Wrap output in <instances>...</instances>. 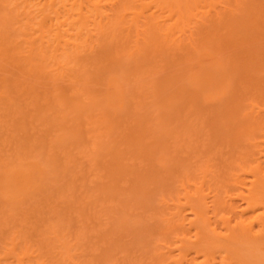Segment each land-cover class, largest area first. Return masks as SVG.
Wrapping results in <instances>:
<instances>
[{"label": "rangeland", "instance_id": "1", "mask_svg": "<svg viewBox=\"0 0 264 264\" xmlns=\"http://www.w3.org/2000/svg\"><path fill=\"white\" fill-rule=\"evenodd\" d=\"M14 1L15 0H13L10 4L12 5ZM0 2V185L2 186V188H0V264H21V261H23L22 264H66L67 262L63 259L64 257L68 258L69 256L67 255L68 257H66L63 254H65V250L67 248L68 251L66 250V252L71 253L69 255L73 254L72 256L74 258L75 256H79L76 257L75 260L73 259L74 261L79 260V263H77L78 261H76L75 264H82L83 261L85 264H152V260L150 261V259L153 257L151 255H153V253L155 252L153 250L155 249L154 246L156 245L154 244V241L156 243L158 242V244H161L162 246V241H160V239L164 240L163 237H165L166 234V231H164L163 229L165 228L163 227L165 225V222L163 221V216L168 217L169 215H171V210L169 211V209H165V205L167 208L168 203L162 205L159 199H167L171 191L173 193L175 190H177L175 188L179 185L178 177H180L177 174H179L180 170L183 167L181 166L178 167V169L176 168L178 170L176 171L173 166L177 165L178 162L181 161L180 159H182V161H185V159H187V162L181 161L182 163L179 164H188V161H192V159L188 160L189 157L192 156V163H195V165L192 164V166L193 169H195L196 167L194 168V166L197 165V160H199V158L204 159V157L202 158V155L199 154L200 152H202V150H204L202 140H200L202 142L201 145L199 143V140H197L199 142L193 141L194 138H196V131H198L197 134H199L204 139V141H214L215 143V135H217V133L213 134L214 131H212L211 129L210 131L208 130L209 126H207V122L208 116L211 114V112H209L207 108L210 107L209 109L212 110L213 108L216 111H219L220 109L221 113L218 112V117H216L218 119L222 118V124H224L225 120H227L226 117L228 113L227 115H225L226 112H229L227 110H229L230 108L232 109V107L236 104H240V106L248 104V106L246 107L245 105L244 108L243 106H237L240 107V109L237 108V110H239L237 111V113H239L240 110L243 108L244 111L251 112L249 114L247 113L248 115L253 114V116H249L251 118H253L255 114L260 113L261 111L264 113V109L262 108V110L259 108L260 106L262 107V104L264 107V103H261V101L264 102V90L260 91L261 88L264 89V73H262L264 72V70H262L261 72V77H263V81L258 77V72L261 71L259 66H253L254 68L251 70L248 69L247 73L249 72L250 77H248L249 75H247V78L244 81V79H242L244 78V76L242 77L240 75V71L236 72L237 69H234L236 74L233 73V65H230L229 62H227L223 58H220V68L213 65L207 66V70L209 72L208 74H210L209 76L211 77L209 85L207 84L206 86H204V88L202 87V90H199V88L196 90L191 86V82L189 83L191 79H189L186 74L187 72H189V70L186 72V70L188 69H186L187 66L183 69L185 70L183 71V75L181 74L183 65L186 64L182 63L181 66L180 63V67L182 68L178 67V75L180 72L181 73L180 77L177 78L181 79L183 76L186 80L189 79V81H185V79L182 78L183 80H179L180 83H178L177 79L176 81L178 84H176V87L179 85L177 91H179L180 89L185 90L188 88L191 91L192 89L196 90L191 92V94H194L199 97L197 98V100L198 102L200 101V106H205L206 108L203 107V109H207L208 112H206L207 114L209 113V115L206 114V116L195 113V105L193 106L192 111L191 105H188L185 102V105H187L189 109L188 107H186L185 111H183L184 109H178L180 111L178 113H176L174 109L172 110V112L174 111L175 114L180 115H177L178 117L176 118L173 116L175 118L174 121L169 116V114H175L172 112L168 113V111H171L169 109L171 108V106H169L168 110L165 108L161 110V108L164 107L166 103V97L163 95L166 94L167 90L171 91V89L175 85V83H171L175 79L170 78L169 80L168 78L167 80L165 78L167 76L170 77V75L174 73L173 71L175 70V64H169L171 57L165 61L163 60V62L161 61L163 56L166 57V54L164 55L161 53L167 52L163 49H168L166 46H160L164 43L158 45L159 43H157V41L161 39V37H156V34L154 35V32L150 30L147 32H152V37L155 36L154 38L159 39L156 40L149 36L151 35V33H144L146 34V36L143 33H140L146 32L148 26H142L143 28L146 27V30L143 31H141L143 28H141V30L137 29V32L140 31L138 33H135V31L133 30L134 28H132L135 34L131 33V27L130 25H127L128 23L126 24L127 28L129 26L128 30L125 29V24V28H123V31L122 28H119V30L118 28H113V26L112 28L110 27L109 31H111V29L115 30V32L113 33L117 35L115 36V38L117 37L115 41L117 42L116 45H118L119 47H116V49L118 48V50L117 54H114L115 61L113 59L110 62L113 66L112 62L114 61L116 63V61L118 60L119 65L116 64L117 67H114V70L116 71H113L112 68H106V70L110 69L109 71L114 72L112 73V75L115 80L119 82V85H121L123 93H120L122 95L121 96L117 93L118 91L120 92V90H118L117 92L114 91L116 93L114 94L111 90H114L115 88L113 89L112 87L110 91L112 92L113 96L110 92L107 94H111V96H107V90L105 86H101L105 83L102 82L103 84H100V82L99 85L97 83L99 81L97 80H95V82L90 81V83L89 80H92V78L88 79L91 74L95 75V77L91 75L93 77V80L94 78L97 79L98 76L96 75L100 74L97 73L98 71L96 70H98L100 66L98 68L96 67L97 69L94 68L95 74L93 70H91L93 71V73H86L87 68L89 67L87 65V67L85 68L86 71L84 70V67L86 65L84 66L83 64L86 61H84V63L82 62L83 64L81 65L79 64L81 62H79L78 64H76V62L75 64L72 62L73 65L69 66V71L65 70L66 72H68L70 79L66 72V76L64 77H67V79H64L63 75L65 73L62 74V72L65 68L61 67L63 65H61L60 67L56 66L55 69L54 64L51 65L50 63L53 59L50 60L49 55L46 56L45 54V57L43 55L40 60V55L35 54L37 56H34L33 54L32 56V51L33 53L39 52V48L35 49L34 47L36 45H34L33 43L28 48L29 45H27V43L29 41L25 43L27 40L32 39L30 37L33 36H30L29 39L25 37V35L29 32V29L27 28V30L23 27L24 18L21 19L20 16H23L24 14L19 16L21 10L17 11V9L20 8L14 7V9H16L15 11L19 12L17 14L19 19H17L16 14L11 9L12 6L9 5L10 8H8L7 4L9 3V1L0 0ZM114 7H110V12H115L114 14L112 13V15H115L117 12V7ZM107 9L109 10V8ZM140 26L141 24L137 26V28H140ZM117 27L119 26L117 25ZM19 30L22 33L26 31V34H23L24 37H22L23 35ZM30 31L32 30L30 29ZM120 31L122 33H120ZM129 33L131 34L129 35V37H135V35L138 36V34L140 33V35H143V39L147 37V39L144 40H146V42L148 41V43L149 41L151 42V40L154 39V42L156 41L158 46L156 47L155 43V45L152 44V40L150 44L155 46L152 48V50L151 45V47H148L146 45L148 43H145V45L147 49L150 48L149 50H144L143 48L139 49L141 46H144V40H141L143 44L140 45V41V46L137 47L140 52L137 50L138 53L136 52V54H134L133 48H136V46H138L137 42L140 38L138 39V41L134 39V41H136L132 42L135 43V45L133 44V47V45L130 44L131 38L127 37L128 40L126 38ZM112 36L114 35L112 34ZM21 37L26 38V41ZM34 37H36V35H34ZM259 38L260 42L264 43V38H262L261 36H259ZM36 41L37 40H35V42ZM115 41L113 40L112 43H114ZM126 41L130 42L129 46H126L128 43H126ZM162 41L164 40L161 39L158 42ZM13 44L14 46H12ZM114 45L115 44H113V46ZM23 46L24 48L26 47L25 49L28 48V50H30V55L28 56H30L31 59L27 56V50L25 52ZM131 46L133 47L132 49ZM14 49L17 50L14 51ZM155 49H158V51H156ZM159 49H161V52L159 51ZM23 51L26 53V55ZM50 52L52 51H49V53ZM159 52L162 56L158 54ZM22 54L23 56H25V59L26 57L29 58L30 64H28V59L26 63V60H24ZM129 55L133 56L131 57ZM36 57L39 61L36 60ZM46 57L49 59L50 64L48 63ZM114 57L112 54V58ZM68 64L71 65L70 62ZM50 65L53 67V69L56 70V72L55 70H51L52 67H50ZM80 66H83L82 69ZM173 66L174 70H172V73L170 70L173 68ZM230 66H232V68ZM235 67L236 66H234V68ZM59 68H62V72ZM77 68L79 69L77 70ZM66 69L68 68L66 67ZM90 69L93 68H91L90 66L88 71ZM59 72L60 76H58ZM167 72L169 74L171 72V74L166 75ZM160 73L161 75L163 74V77L159 75ZM247 73L245 72L244 74ZM224 74H226V78L224 81H221L224 78H220V76L223 77ZM71 75L73 76L71 77ZM237 75L242 78H236ZM256 75L260 81L256 79ZM74 76L75 78H73ZM252 76L253 80H257V85L255 83L250 85L252 81ZM161 78L163 79L162 83L160 82ZM164 79H166V81L163 84ZM247 79H249L248 81H250V83L248 82L249 84H247L246 82ZM242 80L245 84L242 82ZM103 81L105 80L103 79ZM237 81H241V83ZM258 81L263 86L260 85V87H257L259 85ZM108 83L106 81V84ZM114 84L116 89L120 88L117 82H115ZM160 84L162 85V87H160ZM110 85L113 86L112 84ZM254 85H256V88H254ZM258 89L260 92L258 91ZM255 91H257V93L259 92V94H256ZM185 92L188 91L186 90ZM117 95H120L122 97V100H119ZM186 95L190 97L189 93H187ZM194 95L192 96V99H189L194 100ZM260 95L263 96V99ZM242 98L243 100H241ZM255 98H259L257 99V101L261 100L260 103L255 101ZM171 101L169 102L171 103ZM187 101L190 100L187 99ZM204 101L208 102L204 103ZM231 101L234 102H232L233 105ZM225 103L230 108L226 109L227 106ZM252 103H256L257 106L256 104L251 105ZM166 104H168V101ZM191 104L193 105L194 103ZM182 106H184V104L181 105V108ZM235 107L233 108L235 109ZM222 108L224 109V111L222 110ZM246 108H249L248 111L246 110ZM252 108L258 110L259 112L255 111ZM164 110H167V112H164ZM175 110L178 111L177 109ZM222 111L225 112L224 115H222ZM252 111L256 113L254 114ZM163 112L167 113L166 116H163L165 115ZM213 116L215 115L213 114ZM223 117L225 118V120L223 119ZM164 121L166 122L164 123ZM212 122L213 121L210 122L209 120V123ZM222 124L220 126H222ZM215 125H217L216 121ZM194 127L196 131L195 129H193ZM211 127L212 129H214L213 125H211ZM216 127L215 129L220 128ZM200 130H202V132ZM207 131H209V133ZM223 131L225 130L223 129ZM205 133L206 135L212 133L209 135L211 138L207 139L209 136L207 135V137H205ZM245 133H243V135L241 134L242 136L240 137H243L245 135V138L242 139H246L248 132ZM192 134L194 135L193 139ZM196 136L198 137V135ZM63 141H65V143ZM241 143L243 144V142ZM95 144L96 147L99 146L98 149L95 147ZM182 144L184 145V147ZM197 144H199V147L197 148V150L199 149V153H197L194 148V146H196ZM159 145L161 147V150ZM103 146L107 148V150ZM205 146L207 147V145ZM212 146L214 145L212 144ZM242 146L243 145H241L240 148H243ZM222 147L226 146L222 145ZM191 148H193L194 150L192 149V151H195L197 155H200V157L197 156L195 152H192ZM200 148L202 149L201 151ZM244 148H246L245 145ZM225 149L228 150L227 148ZM225 149L221 150L223 151V155L222 153L221 155L224 157L228 155V152L226 153V156L224 155ZM96 150H98V152ZM192 153L193 155H191ZM207 154V160L211 162L209 157L212 153ZM158 156H162L163 158L160 159ZM177 158H180L178 159L180 161H178ZM162 159H165L168 162L163 160L162 164L160 163ZM211 159L216 160V158ZM227 160L230 161L229 158ZM201 161L202 160H200V162ZM236 161H238V159ZM38 162L40 164H38ZM175 162L176 164L173 165V163ZM200 162L198 161V164ZM202 162L201 166L202 164H204ZM162 165L163 167H161ZM165 165L167 166L164 167ZM19 166H25L27 168L22 167L23 169H21V167L19 168ZM199 166L197 165V168H201V166ZM190 168L188 169L190 170ZM29 169L31 170V172ZM164 169H166V171ZM168 169H172L176 172H173L172 170L169 171ZM41 170L45 172L42 173ZM114 170L116 171V174L119 173L118 175L122 177L119 178V176L114 173ZM167 170L170 172L168 173L169 175L167 173L165 174V172H168ZM12 172L14 173V175ZM110 173H114V176H109ZM27 174H29L30 176ZM31 174L33 176H31ZM19 176L21 177V181ZM22 176H26L27 178H24ZM111 176H113L115 179L117 177L116 180L118 181L115 182V179H111L113 178ZM28 177L30 178L28 179ZM109 178L113 181L110 182ZM156 178L159 183L155 180ZM6 179L9 180V182ZM25 179L28 181L25 182ZM31 179L34 180L31 181ZM10 180L12 183L10 182ZM172 181L175 182L173 183ZM21 182H23V184ZM171 183H173V185ZM105 187H107V189ZM113 188L116 189L113 190ZM166 188L169 190L171 189L170 192L168 190L169 194L167 192H164ZM117 189L119 192L116 191ZM155 189H157V191ZM113 191H115V193ZM210 192L208 195H213L212 193L214 191L211 194ZM159 193L162 195V197L161 195H159ZM172 193L170 196L171 198L174 197ZM170 200L171 199H169L168 202H170ZM174 200L172 201L174 202ZM159 202L161 205L159 204ZM164 203H166L165 200ZM237 204L241 205L239 202ZM172 206L175 205H171L170 208ZM161 207L164 210H162ZM155 209H157V211ZM163 211H165L166 213ZM183 211L182 214H185L187 217L191 216V214L186 213L188 211L186 208ZM160 214H162L163 216L161 215L160 217ZM158 218H162V223L160 222L161 225L159 223L160 219ZM155 222H157L158 227L155 226L157 225L154 224ZM131 224L133 226H131ZM156 230H160V235L164 234V236H158V232V237L156 238V235L153 234ZM162 230L164 231V233L162 232ZM153 235H155V237ZM154 238L155 240L153 241ZM64 242L68 244V246L66 245V249ZM163 244L164 247L168 245L165 242H163ZM161 246L159 245L156 248L158 249ZM173 246H175V244ZM173 246L171 247L173 248ZM116 247H119L120 249L118 248L119 250H116ZM62 248L65 250H62ZM176 252L177 250L174 251L175 254ZM263 255L262 253L260 254V256ZM100 256L102 258L104 257L107 261L104 260L105 262H102L101 260H103L104 258L100 259ZM260 258L262 259L260 260L257 258L256 261L258 262L254 261V259V264H264V256ZM109 261H111L112 263H110Z\"/></svg>", "mask_w": 264, "mask_h": 264}, {"label": "bare ground", "instance_id": "2", "mask_svg": "<svg viewBox=\"0 0 264 264\" xmlns=\"http://www.w3.org/2000/svg\"><path fill=\"white\" fill-rule=\"evenodd\" d=\"M7 1H9L8 4L6 3L8 5V8H10V6H12L11 9L16 14L17 19H19L18 15H17L19 12H17V11L21 10L20 11L21 13L19 14V16L23 15V14L25 15V16L23 15L24 17L20 16V18L21 19L24 18L23 27L25 29L28 28L29 30L28 29L27 30L31 33L28 32L27 33L29 35L28 36L25 33L26 31L23 33L20 30L19 31L22 33V35L26 34L25 37H27V39H29L30 36H33V37H30L33 40L30 39L27 41H26V38H22V37H24V35L21 37L22 39H25V41H26L25 43H27L29 41L27 43V45H29L28 48L32 45V43L34 45H36L34 47L35 49L39 48V52L33 53V51H32V56H33V54H34V56L40 55V57H39V60H40V58L43 57V55H44V57H45V54H46V56L49 55L50 56L49 59L50 60L53 59L52 62H50V63H51V65L54 64L55 69H56V66L60 67L61 65H63V66H61L62 68H65V69H63L64 70L63 72H62V68L61 69L59 68L61 70L62 74H64L66 72L65 70L69 71V69H70L69 66L73 65L72 62L74 64H75V62H76V64L81 62V63H79L81 65L84 63V61H86L85 62L86 64L85 63L83 64L84 66L86 65L84 67V70L87 67V65L89 67L91 66V68H93V69H90L88 71V69H89V67H88L86 73H89V72L93 73L94 68L97 69L100 66L99 67L100 69L98 68V70H96V71H98L97 73L100 74V75H96V76H98L97 79L94 78V80H93V77H95V75H93V74H91L93 77L89 74L91 77L89 76L88 79L92 78V80H89V82L90 81L95 82V80H97V81H99V82H97L98 84L100 82H101L100 84L105 83L101 86L102 87L105 86V88L107 90L106 91L107 96H109V95L111 96L112 92L114 94H116L115 92H117L118 90H120V92L119 91L117 92L118 94H120L122 92L121 85H119V82L116 81L112 75V73H114L113 71H116V70H114V67H117L116 64L119 63L118 60H117L118 62L117 61H116V63L114 62L115 61L114 54H117V50L119 47H118V45H116L117 42L115 41V39L117 38V37L115 38V36H117V35H115V33H113V32H115V30L111 29V31H109L110 27L112 28V26H113V28H115V29H117V28L121 29L122 28V31H123L124 30L123 28H125V25L128 23L127 25H130V27H131V33L135 34V33L140 32V31L137 32V29L141 30V28H143L142 26L145 25V26H148V28H147V30L145 29L146 27L143 28L141 31L146 30V32H140L141 34L142 33L143 34L144 33H146V34L151 33V35H149V36L152 37L153 36L152 32H154V35L156 34L155 35L156 37H161V39L164 40L162 42H158L161 39L157 38V39H159L157 41V43H159L158 45H160L161 43H164L163 45L161 44L160 46H166L168 48L167 50L163 49L164 51H167V52L161 53L164 55L166 54V57L163 56L161 61L163 62V60L165 61L171 57L169 64H175L174 65L175 70H174V66L170 70L171 72H172V70H174L173 71L174 73L172 72L173 74L170 75L171 72H170V74L167 72L166 75H170V77L167 76L165 78L167 80H168V78H169V80H170V78L175 79L171 82V83H175V85L171 89V91L167 90V92H169V93L166 92V94L163 95L166 97V103L168 101V104L165 103V106L163 105L164 107H162L161 110L163 108L168 110L169 106H171V108H169L171 111H168V113L172 112L173 109L176 113H178V112H180L179 110L184 109L183 111H185L186 107H188L187 105H185L186 103L188 105H191L192 108L191 107L190 108L192 111H193V106L195 105L194 106L195 111H196L195 113H197L199 115H206L208 110H209V112H211V114H210L211 116L209 115V113L207 115H209L211 118L208 116V122H207V126H209L208 130L210 131V129H211L212 131H214L213 134L217 133V135H215V143H214V141H212V142L208 141L209 142L208 143L206 140H205L206 141L205 142L204 139L199 134H197L198 131H196L195 127L193 128L196 131V132L194 131L196 138H194L193 141L199 142L200 140H202L203 143L201 141L199 143H200V145H201V143L204 145L203 146L204 150H202L200 148V151L202 150V152H200V153H199V149L197 150V148L199 147V144H197L196 146L193 145L196 152L201 154L202 158L204 157V159L199 158V160H197V162H196L198 166L199 165L201 166V162L204 161V162H202L204 164H202L201 168H197V165H196V166H194V168L195 167L196 168L193 169L192 164L195 165V163H192V161H193L192 156H190L188 159V160L192 159V161L191 160L188 161L189 163L188 164L186 163V165H185V163H184V165H181L179 163L187 162L186 161L187 159H185V161L184 160L182 161V159L177 158V160L180 159L182 161L181 162L180 160H178V161H180L177 164L178 166L174 165V164H176V162L173 163L174 166L173 165L172 166L175 168L176 171H178L177 170L178 167L183 166L182 169L180 170L179 174H177L178 176H180V177L177 176L179 178V185H178V187H176L177 185L175 186L176 187L175 189H177V190H175L176 195H175V191L173 193L171 191V193L174 195V197L171 198L170 197L171 193H170V195H169V197H167V199H163V198H162V200L159 199V201H161L162 205H165L168 203L167 208L165 205V209L166 210L169 209V211L171 210L170 211L171 215H169L168 217H164L162 214H160V217L162 215L163 221L165 222V225L163 223V225H164L163 227H165L163 229H164V231H166L165 237H163L165 241L160 239V241H162V246H163L162 247L161 244H158V242L156 243L154 241L155 238L153 239L154 244H156V245L158 244V245L154 246L155 249H153V250L156 253L154 252L155 253L154 254L152 252L153 255H151V256L154 257V260L152 257L150 259V261L152 260V264H254L255 263V262H253L254 259H255L254 261H256L257 258L261 260L262 258H260V257L264 256L263 255L264 254V113L261 111L262 113L260 112V113L255 114L256 112L254 113V111H252L255 114V116L253 118H251L249 116H253V114L248 115L251 112L250 111L246 112L243 109L245 107V105L247 107L248 104L241 105V106H240V104H236L233 106V107L236 106L234 109L232 107L234 102L231 101V103L233 102L231 105L233 110L230 107H228L227 104L225 103L227 106L226 109L230 108L231 111L229 109V110H227L229 112H226V109H225V112H226L225 115H227V113H228L226 118H227V120H229V119L230 120L227 121L223 117V119L225 120V123H226V124L224 123L225 124V126H224V124L221 123L222 118H220V119L217 118L218 117L217 113L218 112L221 113L220 109H219V111H216L213 108L211 110V109H209L210 107L207 108L208 110L203 109V107L204 108H206V107L203 105L200 106L201 103H200V101L198 102V100H197V98H199V97H197L196 95L193 94L195 97H193L194 100H191L192 96H193L191 94V92L196 91L198 88L200 90L202 87L204 88V86H206L207 84L209 85V82L211 81V77L209 76L210 74H208L209 72L207 70V66L213 65V66H217L218 68H220L221 67L220 58H223L224 60L229 62L230 65H233V68H232V66H230L232 68L233 73H235L234 69H237L236 72L240 71L241 72V73L239 72L240 75L242 77L244 76V78L240 77L239 75H237L236 78L237 77L242 78V79H244V81L247 78V75H249V72L247 73L248 69L251 70L255 66H259L261 71H259L258 72L259 75L258 74L257 75L262 80V78L264 77V74H263V77H261V74L264 73V72H262V70H264V43L260 42L259 36L264 38V1L263 0H252V1L251 0H15L12 5L10 3H12L13 0H11V2H10V0H7ZM110 5H112L113 7L115 5V7H117V12L115 15H112V13L113 14L115 13L113 10H112L113 12H110L111 11L110 7H112ZM107 6H110V7H107ZM14 7H17L20 9H17V11H15L16 9H14ZM107 8H109V10ZM9 20H11V19H9ZM140 24H141L140 28L139 27L137 28V26H139ZM117 25L119 27H117ZM127 25L125 28L126 30H128V28H129V26L127 28ZM132 28H134L133 30L135 31V33L132 30ZM30 29L32 31H30ZM149 30L152 32H147ZM111 33L114 36H112ZM120 33H122V32L120 31ZM140 33L138 34V36L135 35V37L134 36L129 37V35H131L130 33L128 34V36H126V38L127 37L131 38V43L126 41V43L128 42L126 46H129V43L131 45H133V44L135 45V43H132V42H135L136 40L138 41V39L140 38L139 41L137 42L138 46H136V48L134 47V45H133L134 48L131 46V49L133 48L134 54H136V52L138 50L137 47L142 45L143 42H144L145 48H144V46H141L139 49L143 48L144 50H149L150 48L147 49L146 45L148 47L151 45L152 47L151 46L150 47L152 50V48L155 47L152 45L154 43L156 44V47L158 46L156 41L154 42V39H156V38H154L155 36L152 37L154 39H152L153 42L151 40L152 44H150L151 43L150 41L148 43V41L146 42V40H144V39H147V37L143 39V35H140ZM146 34H144V35L146 36ZM34 35H36V37H34ZM140 36H142V37H140ZM128 38H127V40H128ZM132 39H133V41H132ZM134 39H136V40L134 41ZM35 40H37L39 42V44L37 41L35 42ZM113 40L115 41L114 43H112ZM141 40H144V41L142 42ZM30 41H31V43H30ZM140 41H141V43L139 45ZM145 43H148L149 45L148 44L145 45ZM14 44H15V42H14ZM14 44L12 46H14ZM113 44H115V45L113 46ZM27 45H24V46H27ZM15 46H17V45H15ZM24 46H23V48H24ZM116 47H118V48L116 49ZM28 48L25 49V52L27 50V56L30 55L29 54L30 50H28ZM15 50H17V49H14V51ZM155 50L158 51V49H155ZM49 51H52V52L49 53ZM159 51L161 52V49H159ZM160 52L158 54L160 56H162L160 54ZM19 53H20V51H19ZM38 53H40V54H38ZM35 54H37V55H35ZM85 54H86V56H85ZM112 54H113L114 58H112ZM25 55H26V53H25ZM129 56H131V55H129ZM22 57L24 58V60H26V63L30 58V56H28L29 58L26 57V59H25V56H23V54H22ZM110 58H112V59H110ZM33 59H35V58H33ZM46 59L49 63V59L47 57H46ZM113 59H114V61L112 62L113 63V66H112L110 61ZM8 60H9V58H8ZM36 60H38V58ZM54 61H55V63H54ZM29 62H30V60L28 61V64H30ZM69 62L71 63V65L68 64ZM108 62H110V63H108ZM105 63H106V65H105ZM176 63H177V67H176ZM180 63H181V66H182V63L186 64V65H183V68H182V67H180ZM55 64H57V65H55ZM51 65H50V67H52ZM120 65H121V63H120ZM65 66L68 69H66ZM234 66H236L237 68L236 67L234 68ZM82 67H81V69H82ZM121 67H122V65H121ZM178 67L182 68V70L180 69L182 71V73L180 72L182 75H183V71H185V70H183L184 67H186V69L188 68L186 70V72L189 70V72H191V73H189V72H187V73L184 72V73H186L187 76L189 77V79H191V80L190 81H189V79L186 80L183 76H182V78H184L185 81H189V83L191 82V86L196 90L192 89V91H191L188 88L185 90L180 89L179 91H177V88L179 85L176 87V84L180 83L179 80L182 79V78L181 79L177 78V77H180V73L178 75V72H177V69H179ZM71 68H73V67H71ZM106 68H110V69L112 68L113 71H109L110 69L106 70ZM55 69H53V67H52L51 70H55ZM78 69L79 68H77V70ZM102 69H104V70H102ZM209 69H211V68H209ZM91 70H93V71H91ZM55 72H56V70H55ZM245 72L247 74H244ZM66 73L70 79L68 72H66ZM66 73L63 75V77L66 76ZM223 73H225V72H223ZM94 74H95V71H94ZM186 74H184V75H186ZM73 75H71V77ZM159 75H161V73ZM257 75H256V79H258ZM58 76H60V72L58 73ZM99 77H100V79H99ZM188 77H186V78H188ZM248 77H250V75ZM65 78L67 79V77H64V79ZM73 78H75V76ZM220 78H224L223 80H221V81H224L226 78V74H224L223 77L220 76ZM103 79L105 81H103ZM166 79H164L163 84L166 81ZM177 79H178V83L176 81ZM249 79L246 80L247 84L250 83V81H248ZM251 79H252V81H251L250 85L253 83H255L257 85V80H255V79L253 80V76ZM113 80H115V81H113ZM162 80L163 79L161 78L160 79L161 83H162ZM239 80H241V79H239ZM76 81H78V80H76ZM76 81H75V83H76ZM106 81H107V83L108 82L109 83L106 84ZM253 81H255V82H253ZM259 81H258L259 85L257 87H260V85H261L259 83ZM112 82H114V83L117 82L120 88L117 87L119 89H116V87L114 86L115 84ZM237 82L241 83V81H237ZM242 82H243V80H242ZM72 83H73V81H72ZM110 84H112L113 86H111ZM93 85H95V84H93ZM166 85H167V82H166ZM256 85H254V88H256L255 87ZM263 85H264V83H263ZM263 85H261V86H263ZM112 87H113V89L115 88L116 90L115 89L111 90ZM160 87H162L161 84H160ZM186 90L188 92H185ZM263 90L264 89L261 88L260 91H263ZM258 91H259V89H258ZM109 92L111 94L108 95L107 93H109ZM259 92L257 93V91H255L256 94H259ZM182 93H183V95H182ZM187 93H189L190 97H188L186 95ZM120 95H117V96H118L119 100H122L121 99L122 95L121 96ZM112 96H113V94H112ZM114 96H116V95H114ZM181 96H183V97H181ZM260 96L263 99V96L262 95H260ZM167 97L168 98L170 97L169 98L170 100ZM189 98H191V99H189ZM259 98H257V99H259ZM187 99L190 101H187ZM195 99L197 102L195 101ZM257 99L255 98V101H257ZM176 100H178V101H176ZM241 100H243V98ZM261 100H259L257 102L260 103ZM169 101H171V103ZM174 101H175V103L176 102L177 103L175 104ZM178 102H180L181 104ZM207 102L208 101H204V103H207ZM244 102H245V100H244ZM191 103H194V104L192 105ZM237 103H239V102H237ZM261 103H264V102L261 101ZM177 104H179V105H177ZM183 104H184V106H182V108H181V105H183ZM255 104L252 103L251 105H255ZM175 105H176V108H175ZM178 106H179V108H178ZM237 106H240V107L243 106V108H242L243 111L241 109L240 112L237 113V111H239V110H237V108L240 109V107H237ZM256 106H257V104H256ZM256 106H251V107H256ZM223 107H225V106H223ZM249 108H246V110L248 111ZM259 108L264 109L263 104H262V107L260 106ZM175 109H177V110L179 109V110L176 111ZM188 109H189V107H188ZM252 109H254V108H252ZM167 110H164V112L165 111L167 112ZM197 110H199V111H197ZM203 110L205 112L206 111L207 112L205 113ZM213 110L215 111V113ZM222 110L224 111L223 108H222ZM254 110L259 112L256 109H254ZM174 111L172 113H174ZM223 111H222V113H223L222 115H224V113H225ZM245 112H246V114H245ZM203 113H205V114H203ZM164 114L165 115H163V116H166L167 113H164ZM170 114H169V116L174 121H175L176 117L180 116L179 114H175V113H174L175 115H170ZM190 114H192V113H190ZM213 114L215 116H213ZM219 115H221V114H219ZM212 116H213V118H212ZM209 120H210V122L213 121L214 123L213 122H212L213 124L209 123ZM218 120H219V123H218ZM215 121H216L217 125H215ZM165 122L166 121H164V123ZM172 124H174V123H172ZM221 124H222V126H220ZM161 125H162V122H161ZM211 125H213L214 129H212ZM207 126H206V129H207ZM215 127L216 128L220 127V128L215 129ZM189 129H191V128H189ZM223 129L225 131H223ZM197 130H199V129H197ZM200 131L202 132V130H200ZM209 131H207V132L209 133ZM155 132H158V131H155ZM194 132H193V134H194ZM245 132H248L247 137L250 140L247 137H246V139H242V138H245L244 137L245 135L243 137H240ZM203 133H204V131H203ZM193 134H192V139L194 136ZM210 134H212V133H210ZM210 134H207V135L209 136ZM196 135H198V137ZM207 135L205 133V137H207ZM212 137H214V136H212ZM107 138H108V136H107ZM200 138H202V139H200ZM209 138H211V137L209 136L207 139H209ZM59 139H60V137H59ZM195 139H196V141H195ZM197 140H199V141H197ZM246 141H248V142H246ZM63 142L65 143V141H63ZM63 142H62V144H63ZM108 142H110V141H108ZM241 142H243V144ZM59 143H61V142H59ZM210 143H212L214 146H212V144H210ZM93 145H92V148H93ZM205 145H207V147ZM222 145H224L226 147H222ZM241 145H243L242 146L243 148H240ZM244 145L246 148H244ZM106 146H108V145H106ZM247 146H248V148H247ZM95 147H96V144H95ZM159 147H160V145H159ZM183 147H184V145H183ZM96 148L98 149L99 146ZM222 148L228 149V150L225 149V152H224L225 156L228 154L226 156L227 158L222 156L223 155V151H221V150H223ZM95 149H94V151H95ZM105 149L107 150V148H105ZM192 149L193 148H191V151H192ZM160 150H161V147H160ZM240 150H241V152H240ZM96 151L98 152V150H96ZM162 151H163V149H162ZM191 151H190V153H191ZM192 152H195V151H192ZM196 152H195V154H196ZM207 153H209V154L212 153L211 154L212 156L210 155V157H209L211 162H209V160H207V157H208ZM221 153H222V155H221ZM191 155H193V153ZM231 155H232V158H234L235 160L231 158ZM197 156L200 157V155H197ZM228 156H230V157H228ZM159 158L161 159L163 157L160 156ZM211 158H216V160L215 159L213 160ZM228 158L230 159V161L227 160ZM165 159H167V158H165ZM165 159H162L160 163L163 164V160H165ZM237 159H238V161H236ZM200 160H202V161L200 162ZM217 160H219V161H217ZM198 161L200 162L199 164H198ZM227 161H229V162H227ZM166 162H168V161H166ZM170 162H172V161H170ZM206 162H208V163H206ZM20 163H22V162H20ZM38 164H40V163L38 162ZM187 165H188V167H187ZM166 166L167 165H165L164 167H166ZM185 166H186V168H185ZM190 166H191L192 170H191ZM20 167L21 166H19V168ZM22 167L27 168L25 166H22ZM22 167H21V169H23ZM161 167H163V165ZM188 168H190V170ZM101 170H102V168H101ZM101 170H100V172H101ZM122 170H123V168H122ZM164 170L166 171V169H164ZM164 170H163V172H164ZM170 170H172V169H170ZM8 171H11V170H8ZM24 171H26V170H24ZM169 171L165 172V174L170 173ZM176 171H173V172H176ZM30 172H31V170H30ZM43 172H45V171H42V173ZM114 173L116 174L115 170H114ZM114 173H110L109 176L113 175ZM25 174H26V172H25ZM118 174L119 173H117L116 175L119 176V178L122 177ZM13 175H14V173H13ZM27 175H29V174H27ZM16 176H18V175H16ZM31 176H33V175L31 174ZM113 176H111V177H113ZM165 176H167V175H165ZM175 176H173V177H175ZM22 177H24V176H22ZM43 177H45V176H43ZM29 178L30 177H28V179ZM111 179H115V178L113 177ZM111 179H110V182L113 181ZM116 179H117V177H116ZM116 179H115V182L118 181ZM33 180L31 179V181H33ZM155 180L157 181V178ZM1 181H3V180H1ZM7 181L9 182V180H7ZM20 181H21V177H20ZM26 181H28V180L25 179V182ZM10 182H11V180H10ZM17 182H18V180H17ZM102 182H104V181H102ZM15 183H16V181H15ZM21 183L23 184V182H21ZM173 183H171V184L173 185ZM104 184H106V183H104ZM111 184H113V183H111ZM150 184H152V183H150ZM154 185H156V184H154ZM8 186H9V184H8ZM0 188H2V186ZM100 188H102V187H100ZM105 188L107 189V187H105ZM167 188L165 189L166 191L164 190L165 193L166 192L168 193L169 189H167ZM169 188H171V187H169ZM114 189H116V188H113V190ZM118 189L116 190L117 192H119ZM160 189H159V191H160ZM155 190L157 191V189H155ZM170 190H169V192H170ZM172 190H174V189H172ZM113 192L115 193V191H113ZM209 192H210V194L213 192L212 193L213 195H211V196L208 195ZM2 193H4V192H2ZM159 195H161V194L159 193ZM156 196H158V195H156ZM161 197H162V195H161ZM169 199H171L170 202H168ZM164 200L166 203H164ZM172 200H174V202ZM107 202H108V200H107ZM238 202L241 205L237 204ZM159 204H160V202H159ZM160 205H159V207H160ZM171 205H175L176 208H175V206H172L170 208ZM168 206H169V208H168ZM127 207H129V206H127ZM172 208L174 209V211ZM185 208L188 210L186 213L191 214V216L187 217L185 214H182V211L185 210ZM161 209L164 210L162 207H161ZM155 210L157 211V209H155ZM163 212H165V211H163ZM160 213H161V211H160ZM183 213H184V211H183ZM156 219H157V217H156ZM158 219H160L159 223L160 222L162 223V221H161L162 218H158ZM161 223H160V225H161ZM154 224H157V222H155ZM131 226H133V225L131 224ZM155 226L158 227V224ZM160 229H162V228H160ZM152 231H154V230H152ZM156 231H155L156 233L155 232L153 233L156 235V238L158 236H161V235L164 236V234L160 235V232H161L160 230H156ZM164 231L162 230L163 233H164ZM158 232H159V235H158ZM155 235H153V236L155 237ZM108 237H109V235H108ZM115 240H117V239H115ZM163 242L167 243L168 245L165 244L167 246L164 247ZM64 244H65V246L66 245L68 246L67 243L64 242ZM132 244H134V243H132ZM172 244L173 245L175 244V246H173ZM159 245L161 247L157 249L156 247H158ZM67 246L65 247V249L67 248ZM171 246H173V248ZM63 248H62V250H65ZM118 248L119 247H116V250L120 249V248L119 249ZM173 249L177 250L176 254L174 253V251H176V250H173ZM66 250H65V254H63L66 257L69 256L68 258L64 257V259H63L64 261L67 262L66 264H70V263L75 264L76 261H78L77 263H79V260L74 261L75 258L79 257V256H75V258H74L72 256L73 254L69 255L71 253L66 252ZM172 250H173V252H172ZM63 253H64V251H63ZM125 253H127V252H125ZM259 253L260 254L262 253L263 256H260ZM143 257H145V256H143ZM103 258L101 257L100 259H103ZM149 258H150V256H149ZM26 259H28V258H26ZM19 260H21V259H19ZM98 260H96V261H98ZM104 260H105V258L101 261L102 262L107 261V260H105V261ZM22 262L23 261H21V264H22ZM109 262L112 263L111 261H109ZM256 262H258V261H256ZM80 263H82V262H80ZM82 264H85L84 261Z\"/></svg>", "mask_w": 264, "mask_h": 264}]
</instances>
